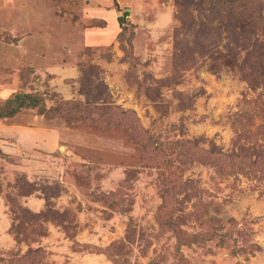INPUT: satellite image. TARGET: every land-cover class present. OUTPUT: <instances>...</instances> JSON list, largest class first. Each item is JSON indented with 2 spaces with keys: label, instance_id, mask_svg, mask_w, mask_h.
<instances>
[{
  "label": "rangeland",
  "instance_id": "rangeland-1",
  "mask_svg": "<svg viewBox=\"0 0 264 264\" xmlns=\"http://www.w3.org/2000/svg\"><path fill=\"white\" fill-rule=\"evenodd\" d=\"M212 2L0 0L44 113L0 119V264H264V33Z\"/></svg>",
  "mask_w": 264,
  "mask_h": 264
},
{
  "label": "trees",
  "instance_id": "trees-1",
  "mask_svg": "<svg viewBox=\"0 0 264 264\" xmlns=\"http://www.w3.org/2000/svg\"><path fill=\"white\" fill-rule=\"evenodd\" d=\"M115 5L118 6V3L115 2ZM210 8L218 12H224L227 18L232 21V24L234 22L235 27L240 26V33L237 35L240 38L245 36L247 29L252 32L255 27L263 28L264 33V0H214ZM127 13L126 15H128ZM75 106L77 107L75 108L76 112H79L82 106L88 108H84L85 111H80L78 116H72L71 119L74 122L82 121L101 125L99 123L100 119L95 118L94 114L102 108L87 104L82 105L81 103ZM104 107L112 111L110 106ZM30 108H39L40 113L44 114L41 100L37 95L15 93L5 101L0 102V119L13 118L23 109ZM106 124L116 126L114 123L106 122Z\"/></svg>",
  "mask_w": 264,
  "mask_h": 264
}]
</instances>
